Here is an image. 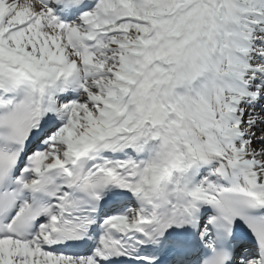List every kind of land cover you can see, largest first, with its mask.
<instances>
[{
  "label": "snow or ice",
  "instance_id": "obj_1",
  "mask_svg": "<svg viewBox=\"0 0 264 264\" xmlns=\"http://www.w3.org/2000/svg\"><path fill=\"white\" fill-rule=\"evenodd\" d=\"M0 264H264V0H0Z\"/></svg>",
  "mask_w": 264,
  "mask_h": 264
}]
</instances>
